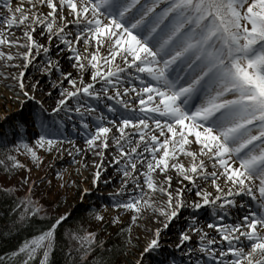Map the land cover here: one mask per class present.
<instances>
[{"label": "snow or ice", "instance_id": "obj_1", "mask_svg": "<svg viewBox=\"0 0 264 264\" xmlns=\"http://www.w3.org/2000/svg\"><path fill=\"white\" fill-rule=\"evenodd\" d=\"M0 10V67L15 70L0 79L18 106L0 116V192L13 201L12 229L46 225L12 252L18 264H52L70 215H50L42 199L58 187L83 201L81 176L121 183L110 194L118 214L105 221L92 209L90 220L130 217L119 251L70 226L77 246L67 255L81 264H167L169 229L187 257L170 264H264V0H0ZM49 112L83 139L81 148L65 136L73 163L82 152L96 158L89 176L83 163L77 178L56 171L58 185L48 172L32 177L40 150H64L66 122ZM141 223L144 242L132 234ZM153 254L164 259L149 262Z\"/></svg>", "mask_w": 264, "mask_h": 264}, {"label": "rangeland", "instance_id": "obj_2", "mask_svg": "<svg viewBox=\"0 0 264 264\" xmlns=\"http://www.w3.org/2000/svg\"><path fill=\"white\" fill-rule=\"evenodd\" d=\"M2 11V10H1ZM9 81H4L3 79H0V116H3L5 112L9 113H15L18 106L14 103H8L5 99L4 96H10L11 93L8 92L5 89V84L8 83ZM50 116H55L54 113L49 112ZM55 119L59 121H65L66 123L64 124V135H60L57 137L60 140H63L64 143L62 145L63 151L62 152H53L50 155L44 154L43 150H40V154L44 158V165L40 170H37L35 167H33L32 170V177L35 178L37 176H43L45 172L49 173V178L53 179V184L58 185V181L54 179V174L56 171H62L65 174V177H68V174L71 173L73 178H77L75 174V169L80 167V164L82 163V159L80 156H76L79 160L80 163H73V158L72 156L68 155V150L67 148L70 146L65 140V136H67L68 140L72 141H77L80 139L83 142V139H81L76 132L72 128V123L68 120V118L61 113L60 116H55ZM73 119H76L75 117ZM78 123V121H77ZM19 159L23 162H28L29 158L26 155H21L19 156ZM49 165H52L50 168ZM31 166V165H29ZM91 169L89 171H85L83 173L84 176H89L90 175ZM114 174V172L112 173ZM111 174V175H112ZM5 175L4 172H1L0 170V177H3ZM105 179H108V177H105ZM80 180V190L83 188H88L89 194L84 197V200L81 201L79 198V195L77 194L78 190L76 188H70L67 192H65L62 189H59L58 187L55 188V195H53L51 198H44L42 199V202L45 204L46 207L51 206L55 208V211L58 212V215H64L68 214L71 215L74 212L75 208H79L81 204H86L87 202H92L95 203L96 208L98 209L101 214L105 216V221H110L113 217H115L118 214V210L114 209L112 207V196L110 194H115L117 193L120 189L116 184H112L110 186L109 183L105 184L103 181L97 185L93 186L90 181H84L83 176L79 177ZM7 181L0 183L3 184L4 186H7ZM45 193L44 186L41 185L40 188L37 190V196H42V194ZM18 195L22 196L23 195V189H20L17 192ZM57 197H59V200L57 201ZM58 204V207H57ZM53 211L52 213L55 214ZM209 214V212H208ZM209 216V215H208ZM189 215L187 213H182V218H187ZM121 220L124 222L125 225L130 221V217L127 214H121ZM123 224V225H124ZM122 225L117 224L113 225L111 223L101 225L98 222L92 221L88 224L85 225L83 230L84 232L87 231H94L97 233V236L99 239H104L108 238V234L110 231L113 232L117 228H120ZM147 226L151 227V225L147 224ZM133 236L139 235L141 242H144L146 239H150V234L146 233L144 231V224L141 223V226L139 228L133 229ZM167 235L162 234V245L163 242L166 241ZM194 241H198L197 237H193ZM169 243V242H168ZM165 246V245H164ZM172 247V251H175L176 256H182L181 251H176L174 249V243H170L168 247ZM164 251L166 254H168V262L167 264H170L171 258L173 257L172 254L169 252V248L165 247ZM186 252V251H185ZM175 256V255H174ZM129 258H132L131 255ZM177 258V257H176ZM149 262H155L157 260L164 259V256H157L156 254H153V256L147 258ZM187 260V259H186Z\"/></svg>", "mask_w": 264, "mask_h": 264}, {"label": "trees", "instance_id": "obj_3", "mask_svg": "<svg viewBox=\"0 0 264 264\" xmlns=\"http://www.w3.org/2000/svg\"><path fill=\"white\" fill-rule=\"evenodd\" d=\"M0 170L1 172H4L2 169ZM3 187L6 186L1 184L0 188ZM16 195L20 196L17 193ZM12 207L13 201L9 199L8 196H5L2 192H0V260L3 261V264H18L17 259L12 256V252L18 249L25 240L29 239L33 234H35L37 229L46 227L45 224L39 223L32 224L30 226L25 225L18 231L12 229L11 224L14 218L13 213L11 212ZM95 208V203L90 202V205H86L81 209H77L73 212V214L70 215L68 223L59 229L61 238L56 251L51 257L52 264H72L74 257L77 258L76 264H81L78 259V253L73 252L72 257L67 255L70 248H75L77 246V242L74 240H69L66 236V232L70 226L82 224L84 228L85 225H88L91 222V220L88 218V213ZM95 210L98 211V209ZM54 213L55 214L50 213V215L58 216L57 211ZM122 226L126 227L125 224ZM120 228H117L113 232L110 231L107 233L108 238L104 239V242L109 249H115L116 251H119L120 245L124 241V236L120 234ZM109 255H111V253H109Z\"/></svg>", "mask_w": 264, "mask_h": 264}, {"label": "bare ground", "instance_id": "obj_4", "mask_svg": "<svg viewBox=\"0 0 264 264\" xmlns=\"http://www.w3.org/2000/svg\"><path fill=\"white\" fill-rule=\"evenodd\" d=\"M1 11V10H0ZM15 72V70L14 69H5V68H3V67H0V72ZM74 118V117H73ZM70 121V123H72V121L71 120H69ZM75 141V140H74ZM75 143H76V146L77 147H81V148H83L84 147V144H83V142L80 140V139H78L77 141H75ZM67 150H68V152L69 151H73V149L71 148V146H69L68 148H67ZM76 156H80L81 157V159H82V163H87V164H89V166H90V169H91V165L93 164V161L96 159V158H94L93 156H91V154H88L87 155V157H85V155H84V153L82 152L80 155H75V160L76 161H78L79 163H80V160L76 157ZM71 158H73V156L71 157ZM98 162V161H97ZM210 166V165H209ZM108 171H109V174L111 175L115 170H114V168L113 167H109V169H108ZM112 184H116L117 186H118V188L120 189L121 188V183H120V180L119 179H114V180H112L110 183H109V185L108 186H110V185H112ZM209 190H212L211 188H209ZM192 199H198V198H195L194 196H192V197H189V203L192 201ZM88 206V205H90V202H87L86 204H81L80 205V207L79 208H75L74 209V211H76L77 209H81L82 207H84V206ZM182 213H187L188 215H190V213H191V209H187V210H182ZM73 214V213H72ZM208 214V210L207 209H205V210H202V211H200L199 212V216H200V218H201V221L203 222V221H205V220H211V216ZM149 224L151 225V227H149V226H147L148 228H150V229H154L155 227H156V225L155 224H153V223H151V222H149ZM163 234H166L167 235V239H166V241H164L163 242V245H165V247H167V248H169V252H170V254H172L173 256L175 255V257H177L178 259H184V260H186L187 259V257L185 256V257H182L181 255L180 256H176V254H175V251L173 252L172 251V247H168V245L171 243H174V249L176 250V251H180L179 249H177L175 246H176V244H178L179 243V240H178V234H177V232H176V230L175 229H169L168 231H166V232H164ZM194 238H195V236H194ZM198 238V237H197ZM169 242V243H168ZM183 247V246H182ZM184 251H187V249L185 248L184 249Z\"/></svg>", "mask_w": 264, "mask_h": 264}]
</instances>
